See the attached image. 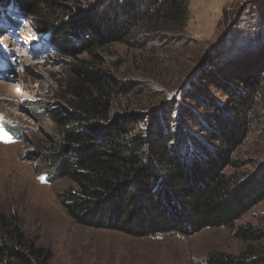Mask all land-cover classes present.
I'll use <instances>...</instances> for the list:
<instances>
[{"label":"trees","instance_id":"16d2710c","mask_svg":"<svg viewBox=\"0 0 264 264\" xmlns=\"http://www.w3.org/2000/svg\"><path fill=\"white\" fill-rule=\"evenodd\" d=\"M71 1L0 0V24L19 26L9 12L24 14L54 51L76 59L58 88L62 107L48 104L40 112L52 133L42 152L51 175L76 186L57 194L67 214L79 225L137 238L223 227L236 229L246 243L263 241L260 230L237 222L264 201V174L251 180L228 169H240L235 154L250 135L264 134V6L240 30L244 12L230 19L225 10L221 26L229 29L199 43L201 62L179 87L194 91L190 108L180 110L173 128L166 116L150 125L135 112L115 113L119 85L98 53L110 56L118 44L145 49L177 41L185 36L190 0ZM54 5L66 12L63 21ZM0 66L15 67L5 48ZM52 259L49 248L26 234L19 215L0 206V264ZM206 264H264V252L211 253Z\"/></svg>","mask_w":264,"mask_h":264},{"label":"rangeland","instance_id":"374dc122","mask_svg":"<svg viewBox=\"0 0 264 264\" xmlns=\"http://www.w3.org/2000/svg\"><path fill=\"white\" fill-rule=\"evenodd\" d=\"M91 1L72 0L69 4L80 2L84 6ZM261 5L264 0H190L185 36L177 41H154L145 49L118 44L112 47L110 56L98 53L102 66L119 85L114 112L137 113L150 125L161 123L166 116L170 123L175 121L176 128L180 110L190 108L186 100L194 94L192 90L183 94L179 87L185 75L201 62L199 43L217 40L229 29L227 24L221 26L225 10L230 19L244 12L243 21L235 27L240 30L244 20L253 18L249 15ZM60 6L54 5V10L57 20L63 21L66 12L59 11ZM202 13L219 20L212 37H208ZM9 15L17 17L21 25L0 24V49L9 50V58L15 63L12 71L0 69V206L7 214L17 213L26 234L53 252L51 264H206L211 253L240 254L247 248L264 252V240L246 243L236 236V229L223 227L204 229L191 236L137 238L75 223L57 194L76 186L68 179L51 175L52 164L42 152L50 146L52 133L40 112L48 104L62 107L58 88L70 77L76 59L54 51L47 38L35 32L31 18L13 12ZM83 15L81 12L72 16ZM13 130L19 135L12 136ZM235 159L240 169L228 172L251 180L261 178L264 134L250 135ZM246 225L264 233V201L237 222V227Z\"/></svg>","mask_w":264,"mask_h":264},{"label":"crops","instance_id":"0c3cea01","mask_svg":"<svg viewBox=\"0 0 264 264\" xmlns=\"http://www.w3.org/2000/svg\"><path fill=\"white\" fill-rule=\"evenodd\" d=\"M211 19L213 21H211ZM202 20L204 21L205 26L208 27V29H209V32L207 31V33L209 35L208 37H212V34L215 35L214 33H216V25H217L219 20L215 19V18H211L209 15H206V13H205V15L204 14L202 15Z\"/></svg>","mask_w":264,"mask_h":264}]
</instances>
